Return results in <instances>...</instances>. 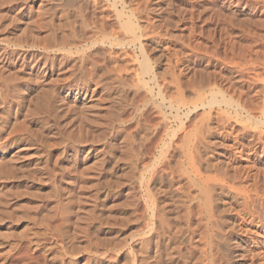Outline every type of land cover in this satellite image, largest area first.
<instances>
[{"label":"rangeland","instance_id":"374dc122","mask_svg":"<svg viewBox=\"0 0 264 264\" xmlns=\"http://www.w3.org/2000/svg\"><path fill=\"white\" fill-rule=\"evenodd\" d=\"M17 1L0 0V86L5 99H0V206L3 210L0 215V264H184L178 256L165 255L159 260L155 256L156 236L151 245L146 242L154 234L146 228V170L158 163L164 142H171L168 135L178 129L181 119L185 131H177L173 143L181 144L184 134L196 124L215 127L218 145L212 147V158L223 165L229 164L239 179L235 181L238 182L233 187L235 191L226 192L231 196L226 199L232 203L231 208L224 200L218 207L227 232L214 242L216 250L213 249V253L217 259L214 258L213 263L264 264V143L256 140L260 128L256 129L255 117L240 111L242 114L235 119V113L229 111L233 115L230 117L223 106L218 108L217 105L216 110H212L214 115L218 112L217 118L208 115L209 109L202 104H208L211 99L197 102L196 90L187 77L180 78L186 87L185 101L194 110L188 118L185 116L187 109L182 108L178 113L171 107L169 99L176 93L174 85L162 93L166 97L164 102L159 96L160 87L180 76L182 56L178 51L187 55L195 45L210 51L213 49L209 39L212 29V32L218 30L217 39L220 36L228 38L227 27L234 20L232 37H237L240 24L248 17L254 21L258 17L244 16L242 10L230 7L226 0H126L132 8L146 9V18L154 23H150L154 29H146L145 43L157 79L151 81L150 76H146L149 86L138 85L135 69L139 65L135 60L139 50L111 47L106 39L108 45L98 43L86 50L92 53L94 61L104 64L100 71L102 84L84 87L77 72L76 76L65 80L67 64L62 62V53L43 55L39 49L16 48L11 43L17 39L33 43L54 33V28L58 32L64 30V22L56 19L53 29L47 27L51 32L47 34L44 29L43 34L35 29L33 21L40 8L45 12L55 4H64L65 0ZM66 2L65 9L76 4ZM87 2L98 4L99 17L105 18L108 25L103 30L87 29L76 39L75 46L85 47L96 39L102 41L105 36L118 39L125 36L118 21L111 18L114 14L112 2L81 1ZM105 12L108 16L110 12L111 16H105ZM151 31L166 34L168 43H157ZM53 38L50 39L53 41ZM254 43L251 40L247 45ZM222 50L220 56L224 58ZM7 53L10 54L8 59L3 60ZM76 56L73 58L77 62ZM116 57L120 64L130 67L129 72L122 74L124 81L120 84H125L132 93H128L119 112L112 110V106L117 107L116 99L109 96L114 93L109 90L112 85L109 83L116 82L115 73L109 72L107 76ZM107 60L109 63L105 65ZM206 61L192 65L197 72L189 71L191 79H195L194 75H199L201 69L229 75L221 62L214 61V65L207 66ZM151 88H154L153 93ZM143 109L151 125L156 127L155 137L147 142V147L140 135H130L136 127L125 124ZM253 131V136L243 138L244 132L252 134ZM177 156L174 163L180 160ZM242 190L249 196L248 205H245L244 193L239 192ZM192 192L196 195L195 190ZM179 234H176L177 239H181V246L184 244V252L194 251L191 254L193 262L208 264L203 254L205 229L190 236L192 239L187 232L185 235L182 232L181 237Z\"/></svg>","mask_w":264,"mask_h":264},{"label":"bare ground","instance_id":"6f19581e","mask_svg":"<svg viewBox=\"0 0 264 264\" xmlns=\"http://www.w3.org/2000/svg\"><path fill=\"white\" fill-rule=\"evenodd\" d=\"M26 1L28 2L29 0ZM66 1L67 0H65V2ZM69 1L70 3L72 1V3L74 2L76 4L72 6H68L67 9H65L63 6L65 2L64 4L61 3L62 5L60 3H59L60 5L55 4V6L50 7L45 12L44 11L41 12V8H40V10L36 12L37 17L35 21H33L34 25L36 26V28L35 27L34 28L38 29V31H40L43 34L45 32L44 29L46 30L45 33L47 34L51 32V30L49 31L47 27H51L53 29L55 27L54 22L56 19H59V21L61 20L64 22V24H62L64 26V30L58 32V30L54 28L53 29L54 33L51 32L52 34L51 33L50 35L48 34L47 38L46 36L45 37L43 36L41 39L36 38L38 41H34L33 43H28V41L27 43H25L18 39L17 41L15 40L13 42L10 41L12 43V46L16 48H24V49L26 47L39 49L40 51H43L40 52V54L41 53L49 54V52L62 53L63 54L62 62L65 61L67 64L66 65L67 71L65 75L68 77H66L67 79L65 80L66 81L70 80L73 76H76L75 74L77 72L80 78L83 80V86L86 87L87 85L99 86L102 84V80H101L102 77L100 76V71H102L101 69L103 68L102 66L103 63L102 64L100 63L101 64L100 65L98 61H94L92 53H86V50L91 49L92 46L96 44L98 45V43L105 45L107 44L106 39H108L109 40L108 42L110 43L111 47H120V48L130 47V48H137L139 50L137 52V58L135 60L139 65L138 69L137 68L135 69L138 85L142 84L143 88L149 86V83L146 82V78H147L146 76H150L151 81H155L157 79V75L154 73L153 65L149 57L147 56V52H146V43H145L146 29L149 30H151V28L154 29L153 27L154 25L150 24L152 22L149 23V19L146 18V13H147L146 9H140L138 7L132 8L130 7L131 5H127L128 3L126 2V0H108V2H112L111 7L114 9L113 12L114 14L111 13L113 14L111 18L112 19L114 18L118 21L120 28L123 30L125 36L122 39L113 38V37L109 38V36H105L102 38V41H98V39H96L95 41L91 42V44H85L86 47L85 48L82 45L75 46L74 43H76V39L81 38L84 32L89 28H91V30L92 29L103 30L104 28H107L108 21L103 17L101 18L99 17L100 8L96 2L81 3L82 0H69ZM226 1H227L226 3L230 7H233L234 9L237 10H242L244 16L248 17L249 15L250 16L254 15L256 18L258 17V19L254 21L249 19L248 17L242 24L239 25L238 27L239 33L237 32L238 33L237 37H232V33L234 32V28L236 24H234L233 22L234 20H231L227 27L228 30L226 34L228 38H224V36H222L225 39V41L220 35H219L220 39H217L216 33H218L217 32L218 30L212 32L213 30L212 29L211 32L209 31L210 32L209 39L213 44L212 46L213 49H211L210 51L205 48L203 49L201 45H195L194 47H192L191 53L187 55H184L185 53H182V51H178L182 56L179 59V62L181 64L180 66L183 69L181 68L180 76L176 77L173 82H170L159 88V96L162 97V101L164 102L166 100V97L162 93H164L166 89H169L171 84L174 85L176 96L175 95L171 96L169 99L170 100L169 102L171 103V107L176 108L178 113L182 108L187 109L188 113L185 114V116H187L188 118V115L194 110L192 105H190V103H187L185 101L184 94L186 91L185 90L186 87H184V83L181 82V78H180V77H184V78L187 77L189 79L188 83H190L191 87L196 90V96L198 98L196 100L197 102L199 101L205 102L206 100L211 99L209 100V103L207 101L208 104H202L204 107H207L209 109L208 115L209 114L214 115L213 114L214 112H212V110L214 109L215 105H217L218 108L219 107L222 108L223 106L224 112L225 113L227 112L228 116L230 115V117H232L233 115H231L229 111H231L232 114L235 113V119L236 117L239 118V116L242 114L240 113V111H243L248 116L253 115L257 121L258 128L256 129L260 128V131L257 130L259 131V133H257L259 135L256 138V140L258 139L260 143L262 142L263 145L264 143V0H226ZM27 2L25 3L27 4ZM119 3H121L120 6ZM15 6H17V4ZM106 14L107 13L105 12V16L107 17L111 16L110 12H109V16ZM112 19H110L111 22ZM59 25L62 26L61 24ZM47 30L49 32H47ZM151 32L152 34H155L156 37H153V39L154 40L156 39L157 43L159 44L165 42L168 43V40L165 39L166 34H162V32L155 33L156 31H151ZM50 38L51 39L53 38V41ZM48 40L52 42L49 43ZM59 40H61V42ZM251 40L255 41L256 45L255 43L254 45L253 44L247 45V42ZM226 41L228 42L225 43ZM7 45L10 46V44ZM81 48L83 49L81 50ZM222 48L224 50V51L222 50L223 51L222 54H224L223 56L224 58L220 56V51ZM74 50H76V52H74ZM15 51L17 50H12V52ZM203 52H205V54H203ZM8 55L10 54L9 53L4 54L3 60L8 59L7 57ZM73 55H77L76 56L78 57L77 62L74 60ZM204 59L207 60L206 61L207 66L214 65V61L221 62L226 66V68L224 69H226V71L229 72L228 73L229 75L227 76L223 75L224 76L223 77L222 71L217 73V72H209L204 69L203 70L201 69L199 75L196 73L194 75L195 79H191L188 74L189 71L190 72L196 71L195 67H193L192 65L202 63ZM113 60H112L113 64L111 69L108 68L106 69H108L107 76L109 75L108 74L109 72L115 73L116 82L109 83L113 85V86L112 85L109 86V90L111 91L114 90V93L112 92L111 95L109 94L108 95L113 96L112 98L116 99L114 101H116L117 107L112 106L113 107L112 110L119 112L120 110L122 111V106L126 101L125 99L127 98L128 93L129 92L131 93L129 87H127L125 84L123 85L120 84L121 81H124V77L122 76V74L129 72L130 67L128 65L120 64L119 58L117 57ZM190 60H192V64H190ZM73 61L76 62L75 65L73 64ZM108 63L109 61L107 60L105 65H108ZM105 73H103V75ZM220 80L222 81V83ZM223 80L226 82V84L225 82H223ZM153 91L154 88H151L150 92L153 93ZM3 92H4L3 87L0 86V99L2 101L5 100L3 96ZM253 93L254 95L252 96ZM133 95L135 98L136 92H134ZM160 105H164V104L161 103ZM196 108L197 107L195 106L194 109ZM137 110L139 111L140 108H137ZM115 111L114 113H116ZM217 113L215 114L216 116ZM135 116L132 117L129 121H125L126 122L125 124L136 127L135 132L130 133V135L132 137L140 135L141 141L142 142L145 141L147 147V142L152 140L153 137H155L156 127L154 125H151V123L149 122L148 117L146 115V110L143 109L140 112V115L136 114ZM216 116L215 118H217ZM248 119L251 120L252 118L248 117ZM214 121L217 120L214 119ZM221 127L222 126L220 125V128ZM181 130L185 131V123L182 119L180 125L178 126V129L171 131L172 133L168 135L171 142H167V141L164 142V146L162 147L160 154V159L159 161H157L158 163L154 164V167L152 166V169L150 168L146 170L148 174V176L146 177V214L148 216L146 228L150 233L154 231V234L150 235V237L147 238L146 242L147 245H151L152 244L151 242H153L152 239L154 238L153 236H156L155 237L157 238L156 248L158 250L155 256L159 258V260L161 258H164L165 255L170 256L169 258H174V256H178V258L184 260V264H196L197 260L194 263L191 255L194 251L191 252V250L188 249L187 252L189 250L190 252L188 253L184 252V249L182 247L184 244L181 246L182 244L181 239L178 240L176 234L177 233L179 234L180 232H181L180 234H182L183 232L185 235L187 232V234L188 233L190 234L189 238H191L190 236H195V234L198 231H200L201 229H205L203 246L204 249L205 248L206 249L203 254H204V258L205 257L206 258L204 259V261H206L207 259L209 263L207 261L206 262L208 264L210 263L214 264L213 262L216 261L214 260L215 253H213V249L216 250L215 249L216 247L213 248V246L216 245L214 244V242H217L219 236L221 235L223 236L224 233L226 234L227 232L225 229V221H223L222 215L219 216L221 214V211L218 210V207H220L221 201L223 202L224 200V202L227 203L228 208H231L230 206L232 203L228 201L229 200L228 197L231 196H228V194L230 192L229 190L233 189V187L235 188L234 185H237L236 183L238 182L235 183V181L236 179H238V177H235V172L232 170L229 164H226L225 161L223 165L222 163H219L218 161H215L212 158L213 157L212 147L213 145L215 146L218 145V144L216 145V139L214 136L215 135L214 131L216 130L215 127L211 128L209 124H204V123H201V125L196 124L193 130L188 131L184 134L183 136L184 139L182 140L181 144L175 145L172 139H174L177 136V131H181ZM253 132L254 133L252 134L250 132H244L243 138L245 139L246 137H248V135L250 137L253 136V134H255V131ZM253 145L255 146V144ZM171 149H173L172 155L171 154L169 155L168 152ZM262 149L264 150V147ZM176 155L180 156V160H178L177 163H174ZM230 168L234 172V175H231L232 171L230 170ZM258 189L260 190L261 188ZM193 190H195L194 193H196V195L192 194ZM250 190H251L250 193H252L253 189ZM227 191H229L228 194L226 193ZM239 192L240 193L242 192V194L244 193L243 194L244 197L245 191L243 192L242 190ZM232 197L235 198L233 194ZM244 198H243L244 200L248 199L249 198L248 194L245 195ZM248 201L246 200L245 205H248ZM243 203H245V201ZM1 206H0V215L3 211L1 210ZM227 206H225L226 209H228ZM182 224L184 225L182 226ZM182 228H184L185 232ZM221 238L222 237H220V240ZM1 249H2V244L0 243V253H1ZM201 250L203 251V249ZM1 257L2 256H0V258ZM215 259H217V256ZM204 263L202 262L201 264Z\"/></svg>","mask_w":264,"mask_h":264}]
</instances>
